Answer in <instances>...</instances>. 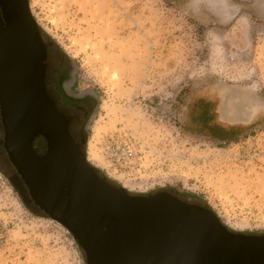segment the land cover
<instances>
[{"label":"rangeland","instance_id":"1","mask_svg":"<svg viewBox=\"0 0 264 264\" xmlns=\"http://www.w3.org/2000/svg\"><path fill=\"white\" fill-rule=\"evenodd\" d=\"M28 2L49 47L48 83L61 56L66 93L95 100L87 115L64 110L100 177L264 235V0ZM232 104L249 124L224 121ZM0 264H85L72 235L33 207L1 145Z\"/></svg>","mask_w":264,"mask_h":264},{"label":"water","instance_id":"2","mask_svg":"<svg viewBox=\"0 0 264 264\" xmlns=\"http://www.w3.org/2000/svg\"><path fill=\"white\" fill-rule=\"evenodd\" d=\"M0 9L3 148L33 204L72 235L85 264H264V235L231 232L205 207L166 192L131 196L100 177L46 92L47 52L28 0H0Z\"/></svg>","mask_w":264,"mask_h":264},{"label":"flooded vegetation","instance_id":"3","mask_svg":"<svg viewBox=\"0 0 264 264\" xmlns=\"http://www.w3.org/2000/svg\"><path fill=\"white\" fill-rule=\"evenodd\" d=\"M1 13V9H0ZM45 44V43H44ZM46 52H47V67H46V76H45V88L46 92L49 95V97L54 101L56 107L63 113L65 116L68 118L70 122V127L72 126L73 123H76L78 120L77 118H74V116L69 115L68 113L65 112L64 107L71 108L72 110H75L77 112L83 111L87 115V112L85 110L91 108V103L95 102V100L90 97V96H84V97H71L66 93V85L69 82V73H70V66L68 65L67 62L63 59V57L59 56V59L61 61V66L58 67V69L55 72V76L53 78V81L51 84H49V78H48V73H49V50L48 46H46ZM55 96H53V94ZM0 135H1V148L2 152L4 155L7 157L6 151L3 148V142H4V127L2 123V116H1V111H0ZM42 139V138H40ZM43 140V139H42ZM23 183V182H22ZM25 186V185H24ZM32 202V200H31ZM32 205L34 208L38 209L33 202Z\"/></svg>","mask_w":264,"mask_h":264},{"label":"bare ground","instance_id":"4","mask_svg":"<svg viewBox=\"0 0 264 264\" xmlns=\"http://www.w3.org/2000/svg\"><path fill=\"white\" fill-rule=\"evenodd\" d=\"M21 96L27 100L25 94ZM232 108L233 110L230 111L229 108L226 107L227 109L226 113H222L224 121H227L230 124H234V123L249 124L251 122V116L249 114H245L241 109H239L238 105L232 104ZM229 113H231V116H229Z\"/></svg>","mask_w":264,"mask_h":264},{"label":"trees","instance_id":"5","mask_svg":"<svg viewBox=\"0 0 264 264\" xmlns=\"http://www.w3.org/2000/svg\"><path fill=\"white\" fill-rule=\"evenodd\" d=\"M39 140V139H38ZM97 171V174L100 176V174H99V171L98 170H96Z\"/></svg>","mask_w":264,"mask_h":264}]
</instances>
